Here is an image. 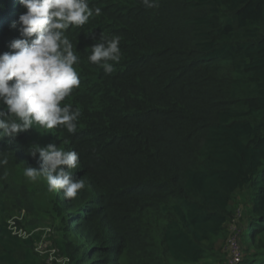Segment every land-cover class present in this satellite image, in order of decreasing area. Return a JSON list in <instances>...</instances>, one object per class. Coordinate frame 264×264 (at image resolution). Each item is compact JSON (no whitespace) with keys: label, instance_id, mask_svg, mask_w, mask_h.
<instances>
[{"label":"trees","instance_id":"obj_1","mask_svg":"<svg viewBox=\"0 0 264 264\" xmlns=\"http://www.w3.org/2000/svg\"><path fill=\"white\" fill-rule=\"evenodd\" d=\"M158 3L89 0L100 15L66 32L80 58V87L61 102L80 109L75 134L34 125L0 137V264H57L36 249L37 210L64 264H207L237 194V264H264V0ZM25 11L0 0V54L25 38ZM101 35L121 37L111 74L87 58ZM48 144L79 153L74 199L23 175L41 168L31 148ZM20 211L36 215L26 237L8 228Z\"/></svg>","mask_w":264,"mask_h":264},{"label":"clouds","instance_id":"obj_2","mask_svg":"<svg viewBox=\"0 0 264 264\" xmlns=\"http://www.w3.org/2000/svg\"><path fill=\"white\" fill-rule=\"evenodd\" d=\"M19 2L26 9L19 16V30L25 38L14 39L10 44L13 51L0 54V137H15L34 125L46 130L63 126L68 133L75 134L80 109L61 102L80 87L74 67L80 58L66 32L69 28L83 27L94 13L100 15L101 9L90 7L89 0ZM141 3L146 9L159 6L158 0H141ZM15 24L14 21L12 26ZM120 39L119 35H101L90 46L88 61L106 74L113 73L114 65L121 59ZM29 152L33 156L38 153L41 160L40 170L24 168L23 175L29 181L43 178L49 192H62L67 199L76 198L85 188V180L73 176L72 170L80 164L76 150L48 144L34 145ZM7 163V159H0V165ZM239 254L238 262L240 250Z\"/></svg>","mask_w":264,"mask_h":264},{"label":"rangeland","instance_id":"obj_3","mask_svg":"<svg viewBox=\"0 0 264 264\" xmlns=\"http://www.w3.org/2000/svg\"><path fill=\"white\" fill-rule=\"evenodd\" d=\"M240 196L237 194V196L234 198L233 203L231 204V207L233 209L232 215L230 219L227 221V224L224 228V231L222 232V235L219 237H216L213 241V249L216 253L215 256H211V258H206L203 263L207 264H231V255H232V248L231 244L234 242L238 250H240V230L242 226V209L240 205ZM38 202V201H37ZM38 205H42V203L39 201ZM40 210V209H39ZM40 214H37L39 217L43 219L44 222L40 223L31 230H37L42 231V235L40 237V240L36 242V246L40 244V248L47 250L45 253L50 256V260H56L57 264H64V261L60 259L59 257L55 256V253L52 251V247H49L51 244V239L49 237L50 234L53 232V227H51L49 216L46 214L45 211L40 212L36 211ZM36 215H26L24 212H14L11 217L8 218V221L14 223L17 227H19L21 230H24L26 232L31 231L28 229L26 221L33 220ZM26 220V221H25ZM48 248V249H47ZM51 248V250H49ZM53 253V254H52ZM224 253V256H223Z\"/></svg>","mask_w":264,"mask_h":264},{"label":"built area","instance_id":"obj_4","mask_svg":"<svg viewBox=\"0 0 264 264\" xmlns=\"http://www.w3.org/2000/svg\"><path fill=\"white\" fill-rule=\"evenodd\" d=\"M8 224H9L8 225L9 228L12 230V232L14 234H17L20 237H26L27 235H29L26 231L21 230L20 228H17L14 223H12V222L9 221ZM231 248H232V255H231L232 256V260L231 261H232V263H236V262H238L239 257H240L239 250H238L237 245L234 242H232ZM36 249L37 250H40L42 252H46L47 251V250H45V248L44 249L40 248V244L38 246H36ZM49 258H50V256H49Z\"/></svg>","mask_w":264,"mask_h":264}]
</instances>
